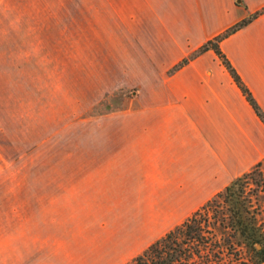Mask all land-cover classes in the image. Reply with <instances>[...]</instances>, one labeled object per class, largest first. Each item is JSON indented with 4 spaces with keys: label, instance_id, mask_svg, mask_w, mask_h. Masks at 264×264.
Returning <instances> with one entry per match:
<instances>
[{
    "label": "crops",
    "instance_id": "obj_1",
    "mask_svg": "<svg viewBox=\"0 0 264 264\" xmlns=\"http://www.w3.org/2000/svg\"><path fill=\"white\" fill-rule=\"evenodd\" d=\"M263 7L264 0H73L67 7L83 25V45L115 48L119 73L142 80L133 102L117 107L111 120L114 150L84 154L95 175L84 191L99 192L85 198L128 207L129 215L140 207L126 222L131 243L119 252L160 237L264 158V124L213 50L168 72ZM220 48L264 111V12ZM64 187L28 193L29 208L10 213L23 235L31 238L64 215L60 208L75 207V185Z\"/></svg>",
    "mask_w": 264,
    "mask_h": 264
},
{
    "label": "rangeland",
    "instance_id": "obj_2",
    "mask_svg": "<svg viewBox=\"0 0 264 264\" xmlns=\"http://www.w3.org/2000/svg\"><path fill=\"white\" fill-rule=\"evenodd\" d=\"M71 1L0 0V264H124L153 241L119 252L140 207L129 215L128 207L85 198L99 192L84 191L95 177L84 154L114 150L111 120L142 80L119 73L115 48L83 45V25L66 10ZM67 183L75 207L23 235L10 213L29 208L28 193Z\"/></svg>",
    "mask_w": 264,
    "mask_h": 264
},
{
    "label": "trees",
    "instance_id": "obj_3",
    "mask_svg": "<svg viewBox=\"0 0 264 264\" xmlns=\"http://www.w3.org/2000/svg\"><path fill=\"white\" fill-rule=\"evenodd\" d=\"M262 12L264 7L207 40L168 72L172 73L205 51L213 50L264 124V111L220 48L223 39L246 26ZM262 167L264 158L124 264L264 263ZM258 244L260 248H257Z\"/></svg>",
    "mask_w": 264,
    "mask_h": 264
},
{
    "label": "water",
    "instance_id": "obj_4",
    "mask_svg": "<svg viewBox=\"0 0 264 264\" xmlns=\"http://www.w3.org/2000/svg\"><path fill=\"white\" fill-rule=\"evenodd\" d=\"M257 248H260V245L259 244L257 245Z\"/></svg>",
    "mask_w": 264,
    "mask_h": 264
}]
</instances>
